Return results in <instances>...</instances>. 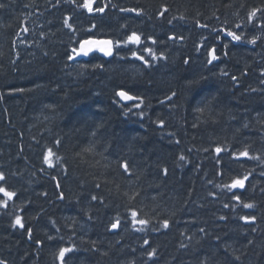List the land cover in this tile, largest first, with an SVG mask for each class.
I'll use <instances>...</instances> for the list:
<instances>
[{
    "label": "trees",
    "instance_id": "1",
    "mask_svg": "<svg viewBox=\"0 0 264 264\" xmlns=\"http://www.w3.org/2000/svg\"><path fill=\"white\" fill-rule=\"evenodd\" d=\"M82 2L0 0V185L17 193L0 208V260L61 264L71 247L65 264H264V0H97L107 7L91 15ZM132 32L139 47L115 46ZM87 38L111 39L112 57L71 63ZM118 91L143 103L122 104ZM245 146L258 159L232 158ZM48 149L60 157L52 168ZM244 175V189L224 187ZM133 209L147 226L133 225Z\"/></svg>",
    "mask_w": 264,
    "mask_h": 264
},
{
    "label": "snow or ice",
    "instance_id": "2",
    "mask_svg": "<svg viewBox=\"0 0 264 264\" xmlns=\"http://www.w3.org/2000/svg\"><path fill=\"white\" fill-rule=\"evenodd\" d=\"M70 2L75 4L76 0H70ZM76 6L80 9H84L90 15L94 14V13L103 14L105 12V8L107 7V5H105L104 7L99 6V4L97 3V0H83L82 3H79ZM3 7H4V5L2 3H0V8H3ZM121 11L122 12H128V13H135L137 16L141 15V12L135 8H121ZM166 11H167V9L165 8L160 13V15L163 16L164 12H166ZM258 11H261V10L254 9L249 13V15H248V22L249 23H253L254 17H256V14ZM70 19H71V17H67V16L64 18V26L71 30L72 25L69 23ZM169 22H171V21H169ZM198 26L199 27H206V25H199V24H198ZM260 26H264V25H260ZM92 27L94 28L95 25H92ZM236 27L239 28L240 25L237 24ZM24 31H27V29H24ZM89 31H91V28L89 29ZM219 31L223 32L227 37H230L231 40L234 42L241 41V39L243 37V33L237 34L234 31L226 30L224 28H221ZM148 39H149L151 44L157 43V41L151 37H149ZM169 39H174V37L170 36ZM249 42L252 44H255L256 38L253 37ZM78 44H79L78 48L75 46L72 47V49H71L72 55L68 56L69 60H74L77 56L87 57L93 51L102 52L105 56H111L113 54L112 53L113 41H111V40H97V39L89 38V39H82V40L78 41ZM141 44H142L141 34H139L137 32H132L131 34H128L124 40L117 41L115 46L116 47H121V46L127 47L128 45H134V46L139 47ZM225 47H227V44H225ZM129 51H131L132 57H134L136 60L141 61V63H143L145 65V67L150 66L149 62L145 59L143 54H138V51L132 50V49H129ZM142 51H143V53H147V54L151 55L153 60L157 59V56L151 47L145 46ZM215 51H216L215 48H212L209 51V55L211 56V59L208 61L209 64H211L213 60L217 59V57L215 55ZM160 58H163V56H161ZM185 63H187V61H185ZM262 75H264V73H262ZM232 79L235 80L236 77H232ZM116 95H118L120 97V99L123 101L139 100L140 102L136 103L134 105V107H136V108H139L140 105L143 103L142 97L130 95L129 93H127L125 91H118L116 93ZM173 95H175V94L173 93ZM169 99H171V97H169ZM198 110L203 111V109H198ZM158 126L163 127V121H160ZM57 143H59V141H57ZM177 143H179V141H177ZM91 150H92L91 148L86 149V151H91ZM205 151H208V149H205ZM213 151L215 152L216 157H217L216 163L219 165L222 161L221 153L225 152L226 149L222 148L221 146H216L213 149ZM54 155L55 154L52 151V149H48L43 156V162L49 168L54 167V164H58L60 162L59 156H55V162H54V160H53ZM231 155H232V158L234 160H240L241 158L258 159V157H254V156L249 155V150H248L247 146H245L242 150H240L238 152H233ZM179 159L181 161H183V160H185V157L183 155H181L179 157ZM121 167L124 169V171L126 173L129 172V166H128L127 162L121 164ZM164 171H165V174H167V169H165ZM218 174H222V173H218ZM5 180H6L5 174L3 172H0V182H3ZM247 180H248V175H244L242 177L241 176H234L231 178L230 183L225 184L224 187L229 192H233V190H236V189L242 190L245 188V182ZM97 187L99 188V185H97ZM217 187H219V185H217ZM16 195H17V193L15 191L9 190L5 186L0 185V197L3 198V199H0V208H6L8 205V201L13 200V198ZM60 198L63 199L62 193H61ZM92 199L96 200L97 197L93 196ZM232 199L235 200L237 204H242V207L244 209H251L254 207V205L252 203L242 202L241 197L239 195H236L235 193L233 194ZM224 207L229 208L230 205L225 203ZM232 207H233V210H235V206H232ZM130 215H131L133 225L139 224L141 226H147V224L149 223V221L147 219L139 218L138 217V211L135 209L131 210ZM219 218L221 220L225 219L224 216H220ZM240 220L244 221L245 223H254L255 222V216L241 215ZM119 226H120V220H119V218H117L114 222L111 223L110 230H116L119 228ZM168 226H169L168 221L167 220L163 221L162 227L168 228ZM13 227H19L21 229L24 228V224H23L20 216L15 217ZM135 230L136 231H143V227L137 228ZM31 231L32 230L29 228L28 229L29 237H31ZM201 231H203V229H201ZM37 243L39 245V242H37ZM144 243L148 244V241L145 240ZM73 251H74V249L71 247L60 248L59 253H58V259L60 260L61 264H65L66 254L71 253ZM154 252H155V250L148 253L149 259H152ZM0 264H4V261L0 260Z\"/></svg>",
    "mask_w": 264,
    "mask_h": 264
},
{
    "label": "water",
    "instance_id": "3",
    "mask_svg": "<svg viewBox=\"0 0 264 264\" xmlns=\"http://www.w3.org/2000/svg\"><path fill=\"white\" fill-rule=\"evenodd\" d=\"M91 54V53H90ZM99 54L103 57V58H109L110 56H105L102 52H99ZM85 58V56H77L74 60H70L71 62H74V61H77V60H80V59H84ZM210 59H211V56H210ZM119 97V96H118ZM119 100L123 103V104H127V103H130V102H132V101H123V100H121L120 99V97H119ZM112 232H115V231H117V229L116 230H111Z\"/></svg>",
    "mask_w": 264,
    "mask_h": 264
}]
</instances>
